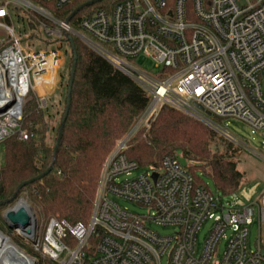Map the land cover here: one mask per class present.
Wrapping results in <instances>:
<instances>
[{"label": "built area", "instance_id": "1", "mask_svg": "<svg viewBox=\"0 0 264 264\" xmlns=\"http://www.w3.org/2000/svg\"><path fill=\"white\" fill-rule=\"evenodd\" d=\"M73 1L0 0V30L6 34L0 37V144L10 137H32L22 125V107L30 92H50L58 83L60 49L70 52L67 35L130 77L148 102L107 154L88 222L50 219L41 237L34 225L31 236L21 237L33 250L34 257L26 255L29 262L264 264V241L252 246L248 241L255 222L264 226V194L253 203L235 201L225 208L176 154L148 168L126 156L132 139L163 108L227 139L210 117L264 130V0H121L82 17L74 28L58 15ZM13 22L34 32V45L46 47L23 44ZM139 56L151 58L158 73L152 76L125 62ZM36 101L39 110H47L45 94ZM140 169L135 177L119 179ZM117 200L147 214L129 212ZM209 220L212 227L198 249V233ZM153 226L175 227V232L163 236Z\"/></svg>", "mask_w": 264, "mask_h": 264}, {"label": "trees", "instance_id": "2", "mask_svg": "<svg viewBox=\"0 0 264 264\" xmlns=\"http://www.w3.org/2000/svg\"><path fill=\"white\" fill-rule=\"evenodd\" d=\"M90 0H75L58 14L65 20L73 10ZM121 0H103L84 8L69 22L75 23L98 9H109ZM30 27H34L29 23ZM77 65L71 88L68 115L61 141L53 156L56 129L49 124L50 116L37 108L36 98L28 94L22 107V125L32 137L20 141L16 137L4 140V163L0 167V202L8 200L18 185L31 180L53 164L50 173L23 187L16 199L0 207V230L3 214L18 199L27 202L38 221L64 220L70 224L87 223L91 214L96 185L102 164L117 139L122 137L145 108L148 97L134 81L101 56L73 39ZM72 55L67 62L66 87ZM59 125V124H58ZM51 134H53L51 136ZM217 134L180 112L163 108L148 129L137 133L129 144L126 156L140 167H156L167 154H180L188 170L200 182L196 173L208 176L217 195L228 197L241 185L243 174L237 170L228 150L218 154L211 150ZM199 167L200 171L193 170ZM18 246L33 252L31 246L15 238Z\"/></svg>", "mask_w": 264, "mask_h": 264}, {"label": "rangeland", "instance_id": "3", "mask_svg": "<svg viewBox=\"0 0 264 264\" xmlns=\"http://www.w3.org/2000/svg\"><path fill=\"white\" fill-rule=\"evenodd\" d=\"M23 14H17L18 17ZM71 27H75V23L70 24ZM14 29V33L19 37L21 42L25 45L32 46L34 49L44 48L46 46H36L34 45L35 39L31 29L27 28L25 25L13 22L11 25ZM38 33V30H36ZM5 31L0 30V37H5ZM54 48V47H53ZM60 60L59 66L57 70V80L58 83L53 87L52 91H45L42 88L35 89V92H30L31 96L36 98V96L41 97L44 94L47 99V110L45 113L50 116L49 124L52 128L56 129L59 122V116L63 110L64 106V85L67 77V62L70 57L69 51H64V49H60ZM125 62L131 67L138 69L149 75H156L158 73V69H155V62L149 58L144 56H139L131 61ZM210 120L216 124L220 129H222L230 139L223 137L221 134H217V138L213 141L211 145V150L218 154H222L228 150V154L231 155V160L236 164L237 170L243 174V179L238 190L228 197H221L222 203L225 205V208L229 206L232 202H237L240 205H247L253 203L257 199H259L264 194V130H254L248 124L243 121L237 119H217L214 117H210ZM209 128V127H208ZM53 134H51L52 136ZM180 165L183 168H187L188 164L184 158L181 157L180 154L177 155ZM4 163V152L3 145L0 144V167ZM193 170L200 171L199 167L193 168ZM143 170L133 171L130 175H122L119 179L125 180L132 177L137 176ZM200 182H202L209 191L217 196V192L215 190L214 184L212 180L201 172L196 173ZM118 204L127 209L129 212L136 214L146 215V209L140 208L135 204H132L127 201L117 200ZM30 208V207H29ZM31 209V208H30ZM32 211V210H31ZM32 215L35 221L36 233L39 237L42 236L45 226L47 224L46 221H38L35 217L33 211ZM5 225V224H4ZM212 227V221H207L201 228L200 232L197 236V247L201 248L203 245V241L205 236L207 235L208 230ZM155 230L158 231L160 235L167 236L171 235L175 232V227H155ZM4 236H7L11 243L14 246H17L25 255L32 256L33 252L27 253L26 250H23L18 243L15 242V238L19 239L20 242L29 244L24 241L14 230L7 228L5 225L4 228L0 230ZM230 232L226 233V236H229ZM257 239H260L261 242L264 241V226H258L257 222H255L249 228V244L252 246L253 242ZM224 242H222L220 246V252L223 251ZM37 257L38 254H34ZM40 258H38L39 260ZM162 264H165L164 261Z\"/></svg>", "mask_w": 264, "mask_h": 264}, {"label": "water", "instance_id": "4", "mask_svg": "<svg viewBox=\"0 0 264 264\" xmlns=\"http://www.w3.org/2000/svg\"><path fill=\"white\" fill-rule=\"evenodd\" d=\"M101 1H103V0H90V1L80 5L75 10L72 11V13L66 18L65 22L68 23L77 13H79L84 8L91 7V6L97 4ZM66 40H67L69 47H70V52L72 55V62H71L70 70H69L68 82H67V87H66L65 108H64L63 116H62L60 123L58 125L57 137H56V140H55L54 146H53V156L56 154V152L58 150V147H59V144L61 141V137H62L63 127H64V124H65V121H66V118L68 115L69 106H70V99H71V88H72L74 75H75V71H76V65H77V56H76V52H75V48H74L73 39L71 36L67 35ZM197 109L201 112H204L208 117H210V113L205 112L201 106H197ZM52 169H53V164H51L47 168V170L45 172H43L42 174H40L39 176H37L31 180L25 181L22 184L18 185L15 193L12 195V197L10 199L5 200L3 202H0V207L7 205L10 202L14 201L16 199L19 191L23 187L30 185L36 181H39L42 177H44L45 175L50 173ZM21 200H23V199H18L16 204L12 208L6 210L3 214L2 219H3L4 224L7 226V228L16 231V233L18 235H20L18 233V231H21L23 234H26L29 237L33 234V228L35 225V221H34V217L32 215V211L27 210L26 208H21V207L18 208L16 206L17 203ZM23 201L27 204V202L25 200H23ZM5 237H6L5 239H9L7 236H5ZM20 237H22V235H20ZM16 248H17V250H19L22 253V255L24 257H26V255L21 251V249H19L17 246H16Z\"/></svg>", "mask_w": 264, "mask_h": 264}, {"label": "bare ground", "instance_id": "5", "mask_svg": "<svg viewBox=\"0 0 264 264\" xmlns=\"http://www.w3.org/2000/svg\"><path fill=\"white\" fill-rule=\"evenodd\" d=\"M18 208H26L27 210L31 209L23 201H19L16 205ZM20 235H23L21 231H18ZM0 232V264H31L29 260L22 255V253L17 250L9 239Z\"/></svg>", "mask_w": 264, "mask_h": 264}]
</instances>
